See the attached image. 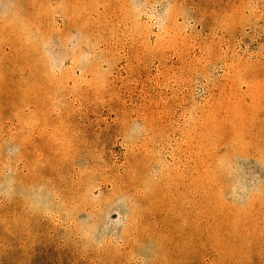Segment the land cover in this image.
Here are the masks:
<instances>
[{
	"label": "rangeland",
	"instance_id": "374dc122",
	"mask_svg": "<svg viewBox=\"0 0 264 264\" xmlns=\"http://www.w3.org/2000/svg\"><path fill=\"white\" fill-rule=\"evenodd\" d=\"M0 264H264V0H0Z\"/></svg>",
	"mask_w": 264,
	"mask_h": 264
}]
</instances>
